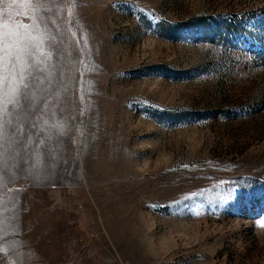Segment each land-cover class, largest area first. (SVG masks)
Returning a JSON list of instances; mask_svg holds the SVG:
<instances>
[{"label": "rangeland", "instance_id": "rangeland-1", "mask_svg": "<svg viewBox=\"0 0 264 264\" xmlns=\"http://www.w3.org/2000/svg\"><path fill=\"white\" fill-rule=\"evenodd\" d=\"M264 0H0V264H264Z\"/></svg>", "mask_w": 264, "mask_h": 264}, {"label": "snow or ice", "instance_id": "snow-or-ice-1", "mask_svg": "<svg viewBox=\"0 0 264 264\" xmlns=\"http://www.w3.org/2000/svg\"><path fill=\"white\" fill-rule=\"evenodd\" d=\"M262 226H264V224H262Z\"/></svg>", "mask_w": 264, "mask_h": 264}]
</instances>
